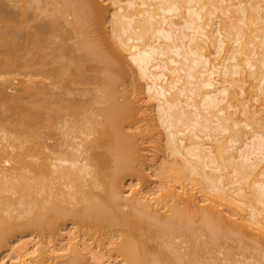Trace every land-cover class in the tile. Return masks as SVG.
<instances>
[{"label": "bare ground", "instance_id": "obj_1", "mask_svg": "<svg viewBox=\"0 0 264 264\" xmlns=\"http://www.w3.org/2000/svg\"><path fill=\"white\" fill-rule=\"evenodd\" d=\"M80 1L3 0L4 4L0 3V41L5 48L4 58L8 59H3L0 64L9 62L24 70L33 68L34 64L39 66L36 68L38 75L52 77L54 72L56 77L59 68L73 64L68 57L71 48L66 52L68 48L66 51L60 49L63 46H55L52 39L45 36L48 38L50 32L60 27L64 30L61 33L69 34L70 38L74 32L78 35L77 29L81 32L87 23L96 26L101 39L94 44L79 32L81 41H85H79L77 45L87 49L88 57L105 66L115 59L132 69L157 115V129L144 133L155 136L153 149L160 151L163 148L164 160L155 176L162 175L163 180L169 179L178 185L185 181L188 187L183 182L185 186L183 183L172 188L161 186L154 192L143 193L136 183L127 188L126 197L118 192L121 176L132 177L139 171L135 163L140 157V148L133 137L142 132L140 127L131 135L121 130L125 120L132 122L129 125L132 127L139 114L127 104L116 101L112 94L115 80L110 72L102 77L108 93L105 101L109 104L104 111L105 126L101 130L94 128L98 121L89 115L88 102L85 107L81 104L83 109L73 104L75 98L73 102L69 100L72 104L68 105V99L54 95L52 98L48 95L49 99L44 97L42 85L37 86V90L35 86L24 85L23 91L36 97L33 108L28 106V111V108L14 105L16 103L9 106L8 96L0 92V102L6 101L12 113L19 114L26 122L31 120L37 139L25 149L36 162L32 177L23 172L27 155L18 151L12 156L0 148V163L9 165L12 160L17 164L7 171L0 166V252L9 249V256L0 259V264H198L195 246L190 253H185L180 244L173 242L177 239H181L180 243L190 242H186L187 236L182 234L192 231L196 219L206 236L205 241L200 240L198 252L207 250L225 236L220 225L226 220L240 232H252L257 246L264 249V128L258 126L264 123V0ZM48 5L53 9L47 8ZM29 6H34L30 13L38 10L48 18L43 21V15L35 11L34 16L42 15V21L40 19L39 23L37 18L38 23L32 26L33 22L27 20L33 29L30 32L23 27L28 25L25 19L30 18ZM46 11L55 14V20L51 14L52 20H49ZM57 17L63 19V24L58 23ZM47 40L51 45L45 42ZM43 43L45 49L52 45L55 46L52 51L58 49L56 54L59 55L54 56L60 57V61L56 63L57 59H50L53 54L41 53L40 56L38 53L40 59L45 57L42 58L45 65L42 59L36 58V62L34 56L45 50ZM210 47L213 51L208 52ZM21 49V53L30 51L29 55L37 51L32 52V56L35 54L32 58L20 56V60L13 53ZM63 54L67 56L61 58ZM67 57L72 62L61 64ZM46 60H51V64ZM52 61L62 66L49 72V67L54 64ZM40 68L48 72L44 73ZM246 83L247 87L244 86ZM62 99L64 103L60 102ZM84 110H88V114L84 115L87 113ZM22 114L29 116L22 117ZM72 114H79L81 118ZM235 114L241 118L234 119ZM69 115L80 118L75 120L76 126H73L74 118H70L73 125H68L71 124ZM142 116L149 117V114ZM57 124L66 137V140L62 138L64 144L62 139V145L58 144L60 149L66 147L49 156L44 154L43 150L48 148H44L39 138L46 130L49 134L52 127L57 129ZM72 126L78 129L74 130ZM63 127L70 128L72 134L77 133L71 135ZM94 133L98 135L94 136ZM1 138L5 139L4 136ZM8 147L13 150L14 143ZM20 147L21 144L16 148ZM108 169L111 171L109 183L104 181ZM32 188L34 192H30ZM96 189H100V193L93 191ZM16 194L18 196L12 200L11 195ZM114 200H121V207L129 210L121 211ZM83 202V207L76 208ZM161 210L169 214L164 217L159 214ZM144 219L173 238L162 242L159 255L156 253L160 249H154L156 247L138 240L135 235L137 223ZM66 220L71 225L67 231V226L62 223ZM120 225L126 226V234L119 235L117 242L109 235V230ZM82 228L91 230L97 238L103 236L108 242L101 239L88 242ZM25 232L33 239L13 244V239ZM63 234L67 236L63 237ZM182 236L186 239L182 240ZM197 238L193 232L189 233L188 239L197 241ZM57 239L62 242L55 244ZM113 245L116 246L112 247L116 257L109 254ZM166 252L173 254L176 260L160 256Z\"/></svg>", "mask_w": 264, "mask_h": 264}, {"label": "rangeland", "instance_id": "obj_2", "mask_svg": "<svg viewBox=\"0 0 264 264\" xmlns=\"http://www.w3.org/2000/svg\"><path fill=\"white\" fill-rule=\"evenodd\" d=\"M84 1L85 0H82L80 2L84 3ZM99 1L102 2L103 0L102 1L99 0ZM2 2H3V0H0V3L3 5L5 1L3 3ZM32 4L34 5L33 2H32ZM29 7H31V6H29ZM32 7L34 8V6H32ZM32 7L31 8H27V10H29L28 16H30L31 19L30 18L29 19L28 18L25 19L27 24H28L27 27L23 26V27H25L24 28L25 31L33 30L31 27L34 24L38 23L35 19L38 18L37 20L39 21V23H41L42 19L45 22L48 19L47 17H44V14H42L41 12H38V10H35V11H37L40 14H42L45 19L43 17L41 19L40 16H42V15H39V14H37V15H39V17H35L34 14L36 15L37 12L35 13V11H34L33 12L34 14L32 12L30 13V11L34 10V9L32 10ZM46 7L50 8V9L52 7V9H53V6L49 7V5H48ZM86 7H89V6L87 5ZM26 12H28V11H26ZM48 12H47V14H48ZM51 12H53V11H51ZM50 14L52 15V13H50ZM50 14H48V15L50 16ZM54 15H52L53 19L55 17ZM107 15H108V13H107ZM49 18H51V16ZM40 19H41V21H40ZM58 19H60V18L57 17L58 23L60 22L59 24H63V19L62 20L61 19L58 20ZM68 19H69V17H68ZM27 20H31V22H33V23L30 22L32 24L31 27H30V25H29ZM32 20H34L35 22L32 21ZM49 20H52V18L49 19ZM87 24H85V26H83V30L81 32H80L79 28L77 30H79V32L81 33V36L83 35V37H86V39H88V42L91 41V42H93L95 44L96 41L98 42L101 39L100 31L98 30V28L96 26H92V25L88 26ZM23 25H25V24H23ZM106 25H107V23H106ZM28 27L31 28V29H29ZM58 27H59V25H58ZM61 27H64V26H61ZM106 27H108V25ZM59 28H56L55 30L57 31V30H59ZM0 29H1V27H0ZM55 30H54V32H55ZM54 32L53 31L50 32L51 36L49 37L50 34H48V38L46 36H45V38L48 39V40L52 39V41H53L52 43L53 44L55 43L56 44L55 46H57V47L59 45L63 46L60 49L64 48L63 50L66 51L67 48H68V50L66 52H68L69 49L71 48V50L68 52L69 53L68 57L70 56L72 58V59L70 58V60L73 61V64L70 63L72 61H70L69 58L67 57V58H65V60L61 59L62 60L61 64L70 63L71 66L69 64H68L69 67L68 66H64V65L63 66L62 65H58V64L55 65V62H54L55 60H54V61H52V63L54 62V64H53L54 66L52 65V67H49V66H51V65H49V64H51V60H49L50 63L47 62V60H46V63H49V64H46V65L47 66L49 65L48 67L51 68V70H49V72L52 71L53 69L54 70L58 69L57 66L58 67L59 66L63 67V68L61 67V68H59L57 70L58 74L56 73L57 74L56 77L53 76L54 72L53 73L51 72L52 73V77H51L49 75L45 76V74H44V76H43V74L42 75H38V72H37L38 70L36 68H39V66H37V65L35 66L33 64L32 65L33 68L30 67V68H28V70L27 69L24 70L22 67L10 64L9 62L6 65V64H4V61H3L2 64H0V92L5 94L6 97L8 96V101L7 102H8V104L10 103L9 106H12L14 103H16L14 105H16V106L18 105V107L23 106L24 108H28V106L32 105L31 108L29 107L30 109H32L33 108V104L36 101V97H34L33 95H31L29 93H28L29 95H27L23 91V87H24V85H26V87H28L29 85H30V87L31 86L32 87L35 86L36 90H37V86H41L42 85L41 87L44 89V93H43L44 97L48 98L49 97L48 95L51 96L50 98H52L53 95L57 96V97H62L63 99H66V100L68 99L67 100V104L68 105L70 103L72 104L73 99L75 98L76 100L74 99L75 103H73V104L76 107L78 105H80L82 107V105L84 106V104H86L87 102H88L87 105L90 103V107L88 105V107H89V115L90 116L92 115L91 117L94 118V120L98 121V125H96V127H94L95 130L104 129V126H105L104 125L105 122H103V121H105V117H104L105 113H104V111L107 108L109 103L107 102V100L105 101V99L108 98V96L106 97V95H108V93H106L107 90L103 86L102 77L104 78V74H106L107 72L108 73L110 72L109 74H111L112 78H114V80H115L114 81V85H113L114 92L112 94L114 95L116 101H118L119 103H122V104H127L131 109H133L134 111H137L138 114H139V118L134 119L132 127H129V125H131L132 122L130 123L129 120L128 121L125 120V122H123L121 124V130L125 134L131 135L133 132H135V130L138 129V127H140L141 132H142L141 135H135L133 137L135 142L137 143L138 147L140 148L139 149L140 157H139L138 161L135 163L136 166L138 167L139 171L136 172L135 175L132 176V177L121 176V178L119 179V182H118V185H119L118 192L121 193L122 197H126L127 196V192L129 191V190L127 191V188L129 189L130 186H132V184H136V183H139V185L141 186L140 187V191L143 192V193H147V192L151 193V191H153V190L156 191L161 186H166V187H170V188H172L173 186L174 187L181 186V184L183 182H185V181H182V182L180 181L181 183H179V185H178L177 183H174L173 181H169V179H164L163 180L162 175L161 176L160 175L155 176L156 173L158 174L160 172V170L158 171V167L160 166V164L164 160L163 148H161L162 151L161 150L160 151H156V149H153L151 146L153 144L152 141L155 138V136L151 137L150 134L147 136V135H144V133H145V130H150L152 132L153 130L157 129V124H158L157 123V115L152 111V106L149 104V100H147L146 94L143 92V87H142L141 84H139L137 76L132 71V69L129 66L121 64L119 61H117L115 59H112L110 61L109 65L105 66L104 64L99 63V61L93 59L92 57H88L87 56L88 53H86L87 49H82V47H79L80 44L77 45L79 43V41H81V36L79 35V32H78V35H76L77 32H74L75 34L74 33L72 34V36L73 35L74 36L70 37L71 39L68 36L69 34L68 35H67V33H65V35L62 34V33H64V30L61 31V28H60V31H58L59 33L55 32L56 33L55 34ZM84 33H85V36H84ZM60 34L63 35V36H61ZM65 37H66V39H64ZM67 39H69V40H67ZM48 40L45 41V42H48L49 43L48 45H51V41H48ZM82 41H85V40L83 39ZM44 43H43V48L45 49ZM46 44L47 43H45V45ZM52 46L53 47L50 46L52 49L47 46L48 49L46 48L44 50V52H37L36 56H34L35 55L34 54L33 55L34 58L35 59L38 58V60H39L40 59L38 57L39 54H40V56H42L44 53L45 54H49V55L53 54L52 56H54V55L58 56L59 53L56 54L58 49H56V52H54L52 50H53V48L55 46L54 45H52ZM3 47H2L1 41H0V61H2L3 59L5 60V58H6V56L4 58V53H5L4 50H5V48L3 49ZM65 47H66V49H65ZM22 50L23 49H21L20 52L18 50V51H15L13 53L15 56L19 57L20 60H21L20 56H22L23 58L25 56L29 57V59L32 58L33 57L32 54L36 53V51H37L36 49H34L36 51L35 52L32 51L33 53L31 52V54L29 55L30 51L24 50L26 53H21ZM41 50H43V49H40V51ZM211 51H213L212 47H210L208 49V52H211ZM27 53H28V55H27ZM41 53H43V54L41 55ZM65 55L66 54H63L62 56L61 55L60 56L62 58V57H66L67 56V55L66 56ZM55 56L54 57H50V59L51 58H52V60H53V58L57 59L56 60V63H57L58 61H60V59H59L60 57H55ZM46 57H47V55H46ZM23 58H22V61H23ZM42 58L45 59V57H41V59ZM211 58H213V56H211ZM6 59H8V57ZM35 59H34V61H35ZM41 59L39 61H41ZM67 59L69 60V62L67 61ZM38 60L36 59V62ZM43 62H44V64H43ZM42 64L45 65V61L44 60L42 61ZM40 67H43V66H40ZM53 67H55V68H53ZM40 69L43 72L46 70L44 68H43L44 70H42V68H40ZM34 72L35 73L37 72L36 73L37 75ZM45 72L47 73L48 71H45ZM71 79H75V80H73L74 85H73V82H71L72 81ZM69 80H70L71 83L69 82ZM244 86L247 87V83ZM70 88H71V90H70ZM78 88L80 89V91H79ZM24 89H25V87H24ZM33 90H35V88ZM72 90H74L75 93ZM68 92H70L71 95ZM76 92H77V94H76ZM75 95H76V97H75ZM31 96H33V97H31ZM47 98H45V99H47ZM137 98H139V102H137ZM14 99L15 100L18 99V101L15 102ZM63 99L60 102L64 103L65 100L63 102ZM69 100H72V102L71 101L68 102ZM2 103H4V104H2ZM2 103L0 102V148L8 151L12 156H14L15 153H18V151L22 152L23 155H27L26 152H25V149H27L28 147L32 146L34 144V142L37 141L36 135H35L34 130H33V124L31 125V122H30L31 120H29V122H26L24 120V118H22L23 120L20 118L19 114H18L19 115L18 116V115H15L14 113H12V110L9 109V106H7L6 101L2 102ZM252 103H254V102H252ZM88 107L86 109H88ZM29 108L26 109V110L29 111ZM82 108H81V110L84 109V108L83 109ZM253 110H255V109H253ZM84 111H86V110H84ZM91 111H92V114L90 113ZM23 112H24V110H23ZM30 112H29V115H30ZM86 112L87 113H84V115L88 114V110ZM25 113H28V112H25ZM144 113H148L149 117L147 116V117L143 118L142 114H144ZM81 114H82V112H81ZM23 115L24 114H22L21 116L23 117ZM29 115L27 114V115H24V116L28 117ZM72 115L77 116V118H78L79 114L78 115L72 114ZM79 117L81 118V115H79ZM66 118H68V117H66ZM70 118H72V119L74 118L73 119L74 125L72 124L73 121L71 122L72 119H70ZM77 118L75 119V117H70V115H69V119H70L69 123L71 122V124H68V125L69 126L70 125L76 126L75 125L76 121L80 119V118L79 119H77ZM233 118L234 119H240L241 116L238 115V114H235L233 116ZM46 122L47 121H45L44 123L46 124ZM60 122H62V120ZM59 124H57L56 127ZM48 125H46V127ZM53 125H55V124H53ZM73 126H72V129H74V130L78 129V127L77 128H73ZM258 126H262L264 128V123H262L261 125H258ZM68 127H65V128H67L68 131L71 132V135H75L77 133V132L75 133V131H74L73 134H72V131L69 130L70 128H68ZM54 128H55V126H54ZM44 129H42V132L46 130V129L45 130ZM51 129H52V131H50L49 134H48L49 130L48 131L46 130V132H43V134H41L42 138H39V139H42V143L45 145V147H44V145H42V146L44 148H46V147L48 148V150H45V149L43 150L44 154L49 155V156H53V155L57 154L58 151H60V150H62V149H64L66 147V146H64V147L62 146V148L60 149V147H61L60 145L65 143V141L62 139L63 137H65L62 134L64 130L62 128H60L62 130H58L59 127H57V129H53V127H52ZM67 129H65L66 132H67ZM64 133H65V131H64ZM96 134L94 133V136ZM48 135L51 138L47 139L46 137ZM3 136L5 137V139L1 138ZM8 138L11 139L12 142ZM61 139L63 141L62 144H61ZM65 140H66V137H65ZM39 142H41V140ZM11 143H14V146H15V148L13 150H12V148L8 147V145L11 144ZM20 144H21V147L20 148H16V147L20 146ZM56 144H57V146L59 145L58 146L59 148L55 147ZM101 150L102 149H99V151H101ZM154 151H156L158 153H156ZM101 152H104V149ZM160 152H162V153H160ZM157 154H159V155H157ZM11 155H10V157H11ZM109 157L112 158V156H109ZM158 157H160V158H158ZM11 158H13V157H11ZM35 163H36L35 159L32 156H28L27 155L25 157V165L23 164V166H25L24 167L25 171H23V172L25 173L26 176L32 177L34 175V171H35L34 170L35 169L34 166L36 165ZM0 164H2L0 166H2L3 169L5 168L4 170H6V171H7L8 168L10 170L11 167L17 165L12 160L10 161L9 165L3 164V163H0ZM24 173H23V175H24ZM27 181L32 183V181H30L29 179ZM104 181L107 182V183H109L111 181V171H110V169L106 170V178L104 179ZM54 182H56V181H54ZM169 183L171 185L173 183L174 184L171 186ZM185 183H183L182 185L185 184L187 186V182H185ZM163 184H165V185H163ZM54 186H56V183L54 184ZM52 190H54V189H52ZM32 191L34 192L33 188L30 189V192H32ZM93 191L100 193V189H98V190L96 189V190H93ZM26 192L28 193L29 189L26 190ZM8 195H10V194H8ZM17 196H18L17 194L16 195H11V199L14 200V198L17 197ZM196 196H199V195H196ZM196 198L198 199V197H196ZM197 199H195V201H196L197 204L199 203L198 205L200 206L201 203L199 201L197 202ZM199 199H201V197H199ZM113 202L115 203V205H117L120 208L121 211L126 212V211L129 210L127 207H121V200H114ZM57 203L59 204V201H57ZM83 205H84V202L81 203V204H78L76 208H81V207H83ZM166 213H168V212H166V210L159 211V214H161L164 217L167 216ZM199 222L200 221L197 220V219L194 220V222L192 223V231H190V232H193L195 234L196 238L199 236L200 239L197 238V241H196V239L195 240L194 239H188V236H189V233H190L188 231V232H183V234H182L185 237L187 236L186 237L187 239L185 237H183V236L182 237L184 239L181 237L182 240L186 239L185 240L186 242H187V240L190 241V242H187V244L186 243H180L181 239L173 240V242L175 244H180L181 245L182 252L184 251L185 253L186 252L190 253L191 252V248H192V250H193V248L195 249V247H196V249H198L197 246H199L198 245L199 242H201L203 239H204L203 241H205V239H206V236H204L205 232L201 231L202 229L200 228L201 225H200ZM62 223H64V225L67 226L65 231H67V230H69L71 228L70 221L66 220V221H64ZM86 225H88V224H86ZM89 225H91V224H89ZM230 225L231 224H229L228 220L224 221V223L220 225V228L222 229V231H224L225 236L222 239H220L219 241H217L215 244L211 245V247L210 246L207 247V250L206 249H200L199 252H198V250L195 249V253H196L195 255L198 254V256H197L198 259L195 258L196 256L194 257L195 259H197L196 262H198V264H264V249L260 248L261 246L260 247L257 246V244L255 243L256 242V240H255L256 238L253 236L252 232H240L239 230H236L233 227V225L232 226H230ZM81 230L86 232L84 237L88 240V242H92V241H94L96 239H101V241H103L104 243L108 242V239L104 238L103 236L97 238L96 234L95 233H91L92 231L89 230V229L82 228ZM109 233H110L109 235L111 237L114 236V239L116 238L117 242H119V239H120L119 235L124 236L126 234V226L125 225L114 226V227L111 228V230H109ZM231 233H233V234H231ZM65 234H63V237L67 236ZM226 234H227V236H226ZM135 235H137L138 240L139 239L144 240L148 245L156 247L154 249H156V250L160 249L159 251H157L156 255L158 254V252L162 251V249H163L162 242L163 241H165L167 239H171V241H172V239H173V238H171L170 235H169L170 237L168 236V233L167 234H166V232L163 233L161 228H159L156 225H153L152 222L150 220H148V219H144L143 221L141 220V221H139L137 223ZM200 235H202V236H200ZM251 237H253L254 239L251 238ZM28 238L31 239V240L33 239L32 236L30 234H28V232H25L21 236H19V235L16 236L13 239L12 242H13V244H15L16 242L19 243V242H22L23 239H24L23 241H25L26 239L28 241ZM59 241H60V239L59 240L57 239L56 241H54V243L55 244H60V242H62V241H60V242ZM196 243H197V245H196ZM255 244H256V246H255ZM110 247H111L110 249L112 251V247L115 248L116 246L113 245V246H110ZM7 250L0 252V259H6V257L9 256V255H7V254H9L8 253L9 249H7ZM111 251H110L109 254H111L113 257H116L117 254H116L115 250H113L112 252ZM203 252H205V253H203ZM153 255H155V253ZM160 256H164V257H166V256L168 257L169 256L172 261L176 260L174 255L169 253V252H166L163 255L160 254Z\"/></svg>", "mask_w": 264, "mask_h": 264}]
</instances>
